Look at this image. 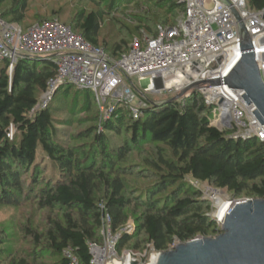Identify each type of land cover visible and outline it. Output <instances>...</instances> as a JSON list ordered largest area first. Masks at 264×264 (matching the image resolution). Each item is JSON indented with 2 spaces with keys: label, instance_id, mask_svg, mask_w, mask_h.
Returning <instances> with one entry per match:
<instances>
[{
  "label": "trees",
  "instance_id": "1",
  "mask_svg": "<svg viewBox=\"0 0 264 264\" xmlns=\"http://www.w3.org/2000/svg\"><path fill=\"white\" fill-rule=\"evenodd\" d=\"M8 1L0 0V10ZM28 1L10 0L9 8L0 11L1 19L19 25L24 31L35 23L52 21L40 19L24 25ZM114 1L111 0L108 8ZM157 4L156 11L150 5L133 8L131 20L138 32L135 37L155 36L158 26H173L183 11L176 0H158ZM247 5L251 10H264V0H247ZM70 22L61 23L113 59L126 53L135 38L127 40L130 31L127 35L102 37V18L97 12L80 13ZM8 69V63L0 64V206L16 207L25 194L34 196L39 208L59 209L61 220H48L49 228L44 236L28 227L25 230L37 249L57 258L46 264H71L65 255L68 250L79 264H92L89 244H103L104 214L111 217L113 235H119L115 247L118 256L124 250L141 251L145 245L161 253L176 243L196 240L211 231L220 232V226L209 216L210 204L199 190L187 185V178L212 184L236 196L246 193L264 199V143L256 138L233 139L231 131L212 126L211 111L199 93L192 92L188 98L161 106H148L136 120L126 106H118L109 120L100 122L101 131L99 110L90 91L65 86L49 106L37 108L48 81L56 74L55 62L26 59L18 61L11 75ZM70 93L82 94L88 111L93 106L96 109V126L83 134L85 138L93 136L90 152L82 150L77 154L56 140L55 125L65 122L58 117L67 116L65 99ZM10 129L14 131L12 138H9ZM106 132L126 134L128 139L118 147L107 149ZM144 146L155 149L152 157L146 155L144 163L159 173V177L146 191L145 201H139L143 211L136 218V232L130 234L122 231V227L127 221L126 210L133 201L125 195L127 186L121 176L131 173L117 166L135 153L145 154ZM39 147L57 165L60 177L39 193L34 194L33 189L27 193L24 178L30 173L32 182H36L35 159ZM165 150L172 158L166 156ZM101 186L106 194L103 200H98ZM168 190L170 193L164 200L158 199ZM40 255L34 254L38 258ZM7 258L9 264H31L27 256L4 257Z\"/></svg>",
  "mask_w": 264,
  "mask_h": 264
},
{
  "label": "built area",
  "instance_id": "2",
  "mask_svg": "<svg viewBox=\"0 0 264 264\" xmlns=\"http://www.w3.org/2000/svg\"><path fill=\"white\" fill-rule=\"evenodd\" d=\"M176 2L183 6V11L173 26H158L155 36L143 34L133 38L128 51L117 59L109 58L103 49L91 45L58 20L35 23L24 31L19 25L7 23L0 17V64L8 63L11 75L20 60L55 62L56 74L48 81L37 108H46L59 89L71 86L93 94L101 122L109 120L122 105L129 109L133 119H139L148 106H161L166 103L164 100L199 83L177 101L197 92L211 111L212 126L231 131L230 138L233 139L256 138L264 143V127L252 114L255 107L245 103L242 91L223 83L242 55L247 53L241 51L235 11L251 39L249 52L254 56L264 84V10H251L247 0ZM133 79H148L141 89L143 94L135 90ZM216 80L220 81L219 85L209 84ZM148 93L164 99L151 102ZM195 182L200 186L199 181ZM211 216L221 227L223 222L218 213ZM101 234L102 245L89 244L91 263H119L115 250L119 235H113L108 214L102 218ZM65 255L71 264H79L70 250ZM120 259L119 264L126 261L149 264L155 260L136 261L129 252Z\"/></svg>",
  "mask_w": 264,
  "mask_h": 264
},
{
  "label": "rangeland",
  "instance_id": "3",
  "mask_svg": "<svg viewBox=\"0 0 264 264\" xmlns=\"http://www.w3.org/2000/svg\"><path fill=\"white\" fill-rule=\"evenodd\" d=\"M111 0H29L28 10L26 13V20L24 25H29L38 20H58L59 22L70 23L74 17L80 13L97 12L102 18V37L114 34H130L126 37L127 40H131L135 37L138 32L134 30L136 24L131 20L133 16V8L139 6L143 8L145 5L152 6L153 10H158V0L149 2L148 0H115L112 6H109ZM10 6V0L2 6L0 11L8 9ZM161 13V12H160ZM180 15V13H179ZM178 15V16H179ZM72 19V20H71ZM157 25H160L157 24ZM156 25V26H157ZM156 26L153 28L155 29ZM130 31V32H129ZM133 85L135 90L143 94L141 89L145 87L148 79L137 81L133 79ZM61 89L57 91L55 96L59 94ZM79 94V93H78ZM43 95L40 97V101ZM149 100L158 101L163 98L147 94ZM161 98V99H160ZM67 116L58 117L59 121L55 125L56 128V140L64 148L72 149L75 153L79 154L80 151L85 150L90 152V145L92 138H85L83 134L89 129L96 126L94 119L97 117V112L93 106L90 111L86 109V104L81 96L73 95L70 93L68 98L65 99V111ZM100 116V113H99ZM101 116L99 117V129L102 131ZM14 134V131L10 129V135ZM107 137L106 147L107 149L115 148L120 146L123 142L128 139L126 134L114 135L111 132L105 133ZM13 136H11L12 138ZM10 138V137H9ZM146 149L145 154L135 153L133 154L124 164H119L117 167L125 173H131L129 176H121L125 181L127 189L125 195L131 199L132 204L126 210L127 221L122 227V231L126 232L128 229H132L130 234L136 232V218L142 213V208L138 206L139 201L144 202L146 197V191L158 181L159 173H156L153 169L148 167L144 163L146 155L152 157L155 154V149L150 146H144ZM166 156L172 158L168 150ZM36 182L33 183L30 177V173L24 178L26 182L25 191L33 189L34 194L39 193L42 189L48 185L55 183L59 177V171L57 165L54 164L39 147L36 153ZM105 173H108L106 171ZM34 175V173H33ZM187 185L194 187L199 190L204 196L205 200L208 201L211 207L209 216L218 213L220 205L225 201H245V200H257L253 196L244 193L243 195H233L226 190H218L215 186L208 183H200L198 186L195 180L191 178L186 179ZM28 185L29 189H26ZM25 193V192H24ZM170 193L168 190L166 193L159 195L158 199H163L166 194ZM106 194L104 186L99 187L97 198L103 200ZM18 196V195H17ZM26 197H29L26 199ZM19 198V196H18ZM215 198V199H213ZM20 203L18 206H0V264H9V259H4L5 256H16V257H28V261L31 264H46L55 261L57 258L42 253V250L36 248L32 240L27 236L26 228L28 227L32 232L38 233L44 236L46 230L49 228L48 220H61V212L57 208L53 209H42L39 208L34 196H21ZM137 199V200H136ZM222 202V203H221ZM218 203V205H216ZM220 232H209L206 236L198 238H216ZM142 239V238H141ZM178 243L172 245L176 246ZM141 251L132 252L124 250L121 255L118 256L117 262H121L122 255L129 252L131 253L136 261H152L159 254L151 246L145 245L141 248ZM34 254H41L39 258Z\"/></svg>",
  "mask_w": 264,
  "mask_h": 264
},
{
  "label": "water",
  "instance_id": "4",
  "mask_svg": "<svg viewBox=\"0 0 264 264\" xmlns=\"http://www.w3.org/2000/svg\"><path fill=\"white\" fill-rule=\"evenodd\" d=\"M226 3V2H225ZM238 23L242 55L223 83L243 92L247 105H253L252 114L264 127V84L251 50V39L233 11ZM219 85L220 81H211ZM195 83L166 101L179 100L186 92L197 88ZM230 213L223 220L216 238H203L178 243L173 249L159 253L149 264H264V199L234 201ZM131 264H137L132 262Z\"/></svg>",
  "mask_w": 264,
  "mask_h": 264
},
{
  "label": "bare ground",
  "instance_id": "5",
  "mask_svg": "<svg viewBox=\"0 0 264 264\" xmlns=\"http://www.w3.org/2000/svg\"><path fill=\"white\" fill-rule=\"evenodd\" d=\"M222 203V202H221ZM234 204L233 203H230L229 201H225L224 203H222L220 205V209L218 211V217L219 219L223 222L224 218H225V215L227 216L230 211L232 210ZM119 264V263H117ZM123 264H131V263H128V261H126L125 263Z\"/></svg>",
  "mask_w": 264,
  "mask_h": 264
}]
</instances>
